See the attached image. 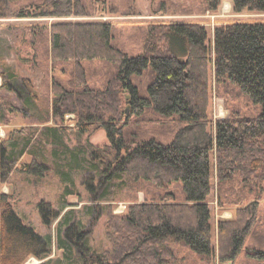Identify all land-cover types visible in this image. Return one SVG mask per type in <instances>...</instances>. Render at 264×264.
<instances>
[{"label":"trees","instance_id":"trees-1","mask_svg":"<svg viewBox=\"0 0 264 264\" xmlns=\"http://www.w3.org/2000/svg\"><path fill=\"white\" fill-rule=\"evenodd\" d=\"M18 1L0 0V9L3 3ZM222 1L203 3L215 12ZM95 2L43 0L9 16L31 19L27 32L34 40L50 35L52 71L57 70L55 64H63L61 71L69 77H52V120L73 115L78 133L105 130L109 140L104 148L89 143L84 152L100 175L97 185L96 175L86 180L90 191L104 186L94 196V216H106L112 248L85 253L82 244L92 227L80 230L75 223L65 230V240L84 264H210L217 249L209 199L217 185L219 208L237 207L234 219L218 222L219 261L234 264L246 252L264 264V246L248 245L264 194V22L222 25L212 37L200 22L145 23L144 46L130 54L118 46L117 27L111 21L69 20L93 16L96 7L106 12ZM232 3L238 14L264 13V0ZM163 8L160 4L154 15ZM117 12L112 5V15ZM46 18L57 19L48 23ZM39 20L43 23H34ZM89 63L108 67L102 86L90 83ZM212 69L217 86L248 99L257 113L234 111L229 119L214 122L209 113ZM3 85L19 91L10 80ZM52 120L49 114L44 123ZM49 130L45 126L40 134L46 136ZM30 145L17 153L0 136V264H24L30 257L44 260L52 254L51 236L28 226L2 191ZM41 150L25 164L26 173L45 176L53 171ZM58 158L66 160L63 154ZM68 190L61 209L47 202L39 205L47 226L70 207L65 200L72 195ZM142 191L146 198L138 201ZM118 202L129 204L124 214L113 213V203Z\"/></svg>","mask_w":264,"mask_h":264},{"label":"rangeland","instance_id":"rangeland-1","mask_svg":"<svg viewBox=\"0 0 264 264\" xmlns=\"http://www.w3.org/2000/svg\"><path fill=\"white\" fill-rule=\"evenodd\" d=\"M42 1L19 0L13 4L3 3L2 9H0V136L7 141L9 149L13 147L17 153H21L26 143H31L28 150L22 152L23 157L18 163V168L11 174L8 182L2 185V191L9 195L13 208L28 226L34 228L39 234L50 235L52 238L53 249L50 257L44 260L30 257L24 264H42L49 260L54 263L84 264L80 253L71 248L65 240L64 234L72 223L77 224L80 230L92 227L91 233L83 241V251L93 254L102 253L112 248L107 236L106 216L100 215L96 219L94 216V205L97 203L94 196L96 193L97 195L101 194L104 186L100 184L97 190L95 188L93 192L90 191L86 180L96 174L95 169L89 163V155L84 152L90 144L104 148L109 145V140L105 130L95 129L88 134L78 133L73 129V115L67 116L64 121L59 118L52 120L54 98V90L51 87L52 81L54 82L52 77L69 80L67 74L65 75L61 71L64 65L55 64L57 70L52 71L50 35L34 40L27 32L29 25L33 22L30 21L31 19L19 20L9 17L18 8L40 4ZM97 1L98 4L95 2V6L106 9V12L98 11L96 7V10L91 9V12H97L93 16L80 19L70 18L69 20L111 21L117 27L118 46L130 54L140 52L144 46L145 36L142 26L145 23L170 22L172 20L200 22L205 25L212 37L215 28L222 25L234 22L249 24L264 22V13L247 11L236 13L232 0H223L215 12L207 11L203 0ZM160 4H164L163 12L154 15V10ZM112 5L117 9V14L112 15ZM46 19H49L48 23H52L57 18ZM39 21L34 23H43L42 20ZM107 68L106 65L103 66L100 63L87 64L90 83L102 86L105 81L104 69ZM10 75H13L15 79H10ZM5 79L13 82L19 91L16 93L5 88L3 85ZM210 80L212 95L209 113L214 122L229 119L234 111H241L248 115L257 113V108L248 99L243 96L237 97L236 91L232 89L228 90L225 87L217 86L213 69ZM31 84L32 88H30ZM49 114L52 121L44 123L46 119H49ZM45 126L50 128L46 136L40 134ZM39 138H42L40 142ZM39 148H42L40 153L53 168V171L45 176L30 175L25 172L24 168L25 164L32 162L33 154H36ZM61 154L66 158L64 162L58 158ZM99 176L96 175V185ZM214 181L216 184V175H214ZM66 187H69L68 191L72 193L65 199L70 207L64 210L61 217L52 226H47L39 205L42 202H47L56 209H61ZM138 198V201H144L146 192L139 193ZM252 200L254 201V198L250 201ZM209 203L214 226L218 225L220 219H227L222 218L223 216H230L229 220H231L237 215L235 206L219 208L217 185L214 186ZM113 205V213L121 215L127 211L129 204L118 202ZM259 206L258 224L256 229L254 228V234L248 240V245L264 246V194L259 201ZM62 216H64L63 219H61ZM213 240L217 250L216 258L210 264H232L219 261L217 231L213 234ZM181 264L190 263L189 260H184ZM234 264H258V262L243 252Z\"/></svg>","mask_w":264,"mask_h":264},{"label":"crops","instance_id":"crops-1","mask_svg":"<svg viewBox=\"0 0 264 264\" xmlns=\"http://www.w3.org/2000/svg\"><path fill=\"white\" fill-rule=\"evenodd\" d=\"M222 218H227V219H229V218H230V216H229V217H224V216H223ZM215 227H216V231H217V225H216Z\"/></svg>","mask_w":264,"mask_h":264},{"label":"bare ground","instance_id":"bare-ground-1","mask_svg":"<svg viewBox=\"0 0 264 264\" xmlns=\"http://www.w3.org/2000/svg\"><path fill=\"white\" fill-rule=\"evenodd\" d=\"M171 23V22H170Z\"/></svg>","mask_w":264,"mask_h":264}]
</instances>
